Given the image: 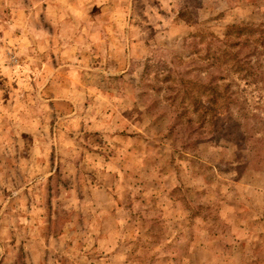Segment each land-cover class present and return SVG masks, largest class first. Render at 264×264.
<instances>
[{"label":"rangeland","instance_id":"rangeland-1","mask_svg":"<svg viewBox=\"0 0 264 264\" xmlns=\"http://www.w3.org/2000/svg\"><path fill=\"white\" fill-rule=\"evenodd\" d=\"M231 24L264 0H0V264H264V160L185 119Z\"/></svg>","mask_w":264,"mask_h":264},{"label":"trees","instance_id":"trees-1","mask_svg":"<svg viewBox=\"0 0 264 264\" xmlns=\"http://www.w3.org/2000/svg\"><path fill=\"white\" fill-rule=\"evenodd\" d=\"M243 28L228 26L227 36L245 37L237 41L222 40V45L206 53L208 67L214 66L218 75H210L211 81L206 83H193L202 89L207 105L197 107L200 112L197 116L187 112L185 119L192 131L217 132L219 143L222 136L230 135L234 144H247L253 157L261 162L264 160V31L249 37L241 32ZM232 46L237 47L230 49Z\"/></svg>","mask_w":264,"mask_h":264}]
</instances>
